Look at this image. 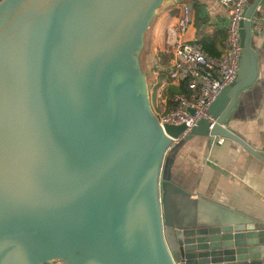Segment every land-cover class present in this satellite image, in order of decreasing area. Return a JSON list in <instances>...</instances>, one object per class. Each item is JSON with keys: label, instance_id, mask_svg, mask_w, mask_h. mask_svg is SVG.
<instances>
[{"label": "water", "instance_id": "1", "mask_svg": "<svg viewBox=\"0 0 264 264\" xmlns=\"http://www.w3.org/2000/svg\"><path fill=\"white\" fill-rule=\"evenodd\" d=\"M168 1L0 0V264H264L262 220L223 207L178 217L171 196L185 192L162 172L174 141L194 135L264 165L228 129L257 79L264 7L244 6L236 78L213 121L185 133L158 122L141 64Z\"/></svg>", "mask_w": 264, "mask_h": 264}, {"label": "crops", "instance_id": "2", "mask_svg": "<svg viewBox=\"0 0 264 264\" xmlns=\"http://www.w3.org/2000/svg\"><path fill=\"white\" fill-rule=\"evenodd\" d=\"M183 4L189 7V22L180 34L181 38L191 42L205 40L212 44L214 51L221 52L226 37L227 12L217 0L166 2L160 15L163 31L176 26ZM262 6L264 0H260L257 8ZM253 28L263 30L262 40L256 41L258 75L256 81L239 95L228 129L255 150L264 152V16ZM172 34L170 47L162 45L163 52H160V57L165 53L170 55L165 57L166 72L172 59L176 31L172 30ZM149 53L153 54L151 49ZM160 57L157 56L159 63L162 62ZM162 66H156L155 70L163 71ZM166 78L161 85L167 82L168 75ZM167 96L163 99L158 90V111L165 109ZM163 170L168 171L171 182L185 192L171 196L176 216H197L223 207L230 215H250L264 222V165L237 142L226 138L211 142V137L197 135L176 140L164 156ZM52 264L64 263L55 261Z\"/></svg>", "mask_w": 264, "mask_h": 264}, {"label": "built area", "instance_id": "3", "mask_svg": "<svg viewBox=\"0 0 264 264\" xmlns=\"http://www.w3.org/2000/svg\"><path fill=\"white\" fill-rule=\"evenodd\" d=\"M217 1L227 12L226 37L220 55L211 56L201 43L181 38L180 34L189 22V7L183 4L175 26L176 39L167 71L169 79L162 84V88L183 83L185 91L169 96L165 100V109L154 112L160 124H184L185 133L200 119L213 121L208 108L219 92L235 80L239 67V25L243 19L244 6L249 0Z\"/></svg>", "mask_w": 264, "mask_h": 264}, {"label": "rangeland", "instance_id": "4", "mask_svg": "<svg viewBox=\"0 0 264 264\" xmlns=\"http://www.w3.org/2000/svg\"><path fill=\"white\" fill-rule=\"evenodd\" d=\"M165 4L166 3H164L159 8L157 14L154 16V18L149 24L148 29L145 32L144 46H143V50L141 53V64L143 67V71L146 74L148 89L150 90L151 106L155 113L160 111V110L158 111V106L156 104L158 103V101H156L157 100L156 95L158 94V90H160V94H161L160 96L163 97V99H165L167 92H170L171 90L175 89V86L172 84L167 85L165 88L160 87L162 86L161 83L165 80L164 73H163L165 69V65H166L165 57H168L169 55L165 53L164 54L165 56L160 57L161 55L160 52H163L161 50L162 45L164 46L168 45L170 47L168 43L173 41L172 40L173 38L172 30H175L176 28L175 26H173L171 30L163 31L164 29L161 27L162 23L160 21V15H161V12L165 8ZM149 49H151L154 55L149 53ZM157 56L160 57V59H162L164 66H162L161 61L159 63V59L157 58ZM156 66H162L163 71H158V70L156 71L155 70Z\"/></svg>", "mask_w": 264, "mask_h": 264}, {"label": "trees", "instance_id": "5", "mask_svg": "<svg viewBox=\"0 0 264 264\" xmlns=\"http://www.w3.org/2000/svg\"><path fill=\"white\" fill-rule=\"evenodd\" d=\"M199 43H201L202 44V47H203V49L209 54V55H211V56H219L220 55V53L221 52H216V51H214L212 48H213V46H212V44L211 43H209V42H207V41H205V40H199L198 41ZM164 77L166 78L167 77V75L168 74H166L167 72H166V69H164ZM167 79V78H166ZM169 79V78H168ZM159 85V84H158ZM183 91H185V85L183 84V83H181V84H179V85H177V86H175V89L174 90H171L170 92H167V94L166 95H168L167 96V98L169 97V96H171V95H173V94H175V93H181V92H183ZM150 93V92H149Z\"/></svg>", "mask_w": 264, "mask_h": 264}]
</instances>
